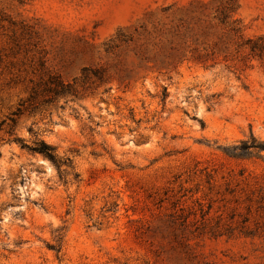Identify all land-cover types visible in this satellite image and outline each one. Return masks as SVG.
I'll use <instances>...</instances> for the list:
<instances>
[{
	"label": "rangeland",
	"instance_id": "obj_1",
	"mask_svg": "<svg viewBox=\"0 0 264 264\" xmlns=\"http://www.w3.org/2000/svg\"><path fill=\"white\" fill-rule=\"evenodd\" d=\"M225 5L264 35V0H0V264H264V59L199 58Z\"/></svg>",
	"mask_w": 264,
	"mask_h": 264
},
{
	"label": "trees",
	"instance_id": "obj_2",
	"mask_svg": "<svg viewBox=\"0 0 264 264\" xmlns=\"http://www.w3.org/2000/svg\"><path fill=\"white\" fill-rule=\"evenodd\" d=\"M236 7L234 5H225L222 9H218L219 15L218 19L220 24L222 25V32L219 34V40L210 44L205 48L206 52L200 55V59L204 62L210 60L215 53L218 52L220 46L226 48V37L231 36L232 38H239L242 40L239 43V46H243L248 48L249 54L253 57H259L260 59H264V35H259L257 37H249L244 39L243 35V27L239 19H232V13L235 11ZM63 84V83H61ZM166 91V88H165ZM167 95V93H166ZM18 141H22L19 137ZM31 150L40 152L51 159L54 163H61V161L57 158L56 155V146L46 142L45 140H38L34 146L31 147ZM69 158L65 159L64 162L68 163ZM63 163V162H62ZM57 239H60V235L57 236Z\"/></svg>",
	"mask_w": 264,
	"mask_h": 264
}]
</instances>
